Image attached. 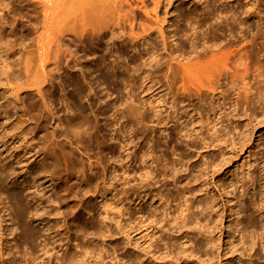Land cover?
Listing matches in <instances>:
<instances>
[{
  "label": "bare ground",
  "instance_id": "6f19581e",
  "mask_svg": "<svg viewBox=\"0 0 264 264\" xmlns=\"http://www.w3.org/2000/svg\"><path fill=\"white\" fill-rule=\"evenodd\" d=\"M208 1L206 10L196 6L177 16L182 22L176 30L182 50L185 53L188 48L194 54L187 59L182 54L176 55V49L167 52L172 40L170 32H160V42L156 33L150 31L151 27L140 22L143 19L158 24V9L163 8L164 3L168 6L171 0H10L0 7V63L6 68H11L15 62L9 61V56L13 58L22 49L24 61L30 60L32 43L28 35L32 29L38 33V67L43 79L35 77L31 86L35 87L34 92L41 100L43 116L50 127L60 131L65 126L74 128L73 140L65 136H61V142H54L56 138L51 140L53 146L59 144L60 155L55 159L65 166L67 175L78 174L77 179L116 177L117 168L122 169L125 179L123 198L127 208L122 214L125 223L116 225H120L125 233V251L112 239L118 234L116 229L104 220H97L87 207L82 208V215L92 225V232L86 235H92L96 242L92 239L95 244L91 248L82 242L72 246H84L82 252L92 253L94 264L263 262L264 156L258 158L256 165L258 189L254 186L256 179L252 169L255 160L253 166L246 169V174L221 185L232 218L227 231L229 249L220 254L219 247L217 256L213 257L210 250L216 247V232L223 217L214 210L213 200L206 196V182L197 186L198 173L209 166L198 163L192 169H184V160L177 147L171 151H157L156 146L140 147L135 142L137 135L132 128L133 123L146 128L155 118L160 135L177 133L186 140L188 149L205 150L221 143L217 149L221 160L210 157L216 168L225 165L227 146L223 139L237 130L240 114L250 112L253 119L256 118L254 114L264 115V0H236L235 8L224 6L219 0ZM5 8L6 11L1 13ZM30 14L38 16L33 23ZM165 15H168L167 11ZM226 36L236 42L227 43L225 50H216V42ZM140 42H143L141 49L136 52ZM155 79L171 100L168 108L172 111L166 118H162L152 97L148 104H144L143 99L139 103L136 101V95L140 96L144 91V84H153ZM42 84L45 88L40 87ZM150 89L149 86L146 91ZM178 99L187 103L180 115L174 116ZM195 115H219L222 125L219 129L206 128V136L197 132V126L192 131L187 130L181 120ZM100 120L104 122L102 127ZM170 123L180 125L170 127ZM103 130L108 134L103 135ZM125 137L127 139L120 141ZM235 139L234 144L242 148L241 138ZM175 141L178 138H174ZM84 142L94 143L99 156L95 163L87 158L88 174L73 171V156ZM198 142L201 147L197 146ZM262 146L264 148V143ZM49 151L55 155L54 148L50 147ZM169 155L177 157L175 162H170ZM186 157L185 164L188 165L190 155ZM48 163L47 159L32 163L28 178L19 182L16 174L2 168L4 160L0 157V194L5 193L12 208L18 210L17 224L26 214L31 215L32 222H45L47 202L38 194L35 177ZM158 165L160 173L155 170ZM187 170L188 175H180ZM170 179L174 184L172 189L167 186ZM246 180L250 183H245ZM19 189L29 193L31 201L35 202L33 211L25 212L26 197ZM252 192L260 199L249 198ZM57 202L60 204V198ZM241 213L246 214L245 221H238ZM79 216L74 214L78 219ZM44 225L46 236H52V226L49 222ZM239 225L243 229L240 244L244 246L249 240L248 250L256 248L253 256L248 254L246 260L243 259L246 249L239 251L231 242L235 233H240ZM8 228L10 235L17 230L13 226ZM73 233L81 234L79 221L74 223ZM39 237L34 230L22 229L23 241L14 246L15 253L20 255L14 253L18 256L15 258L12 254L11 264H23V261L25 264H48L51 256L57 264L80 263L67 246L50 254L47 242L39 245L42 246L39 257L31 258L33 250L21 255V243L34 244ZM218 242L220 244L221 240ZM26 256L29 259L26 260ZM222 257L225 258L223 261Z\"/></svg>",
  "mask_w": 264,
  "mask_h": 264
},
{
  "label": "rangeland",
  "instance_id": "374dc122",
  "mask_svg": "<svg viewBox=\"0 0 264 264\" xmlns=\"http://www.w3.org/2000/svg\"><path fill=\"white\" fill-rule=\"evenodd\" d=\"M9 2L10 0H0V7L5 6ZM219 2L224 6L228 5L233 6L234 8L236 7V0H219ZM208 4V0H171L168 6L164 3V7L158 9L160 19L158 24H152V21L150 23L143 19L140 22L150 26V31L156 33L160 42V32H170L172 40L169 41L167 52L169 53L171 49H176V55L182 54L183 58L187 59L194 54L188 48L185 49V53L182 50L179 40L180 38L176 35V30L182 25V22H180L177 16L180 12L188 11L196 6L199 10H206ZM5 11L6 8L3 9V12L1 13H4ZM166 11L168 13L167 16L165 15ZM36 16L37 15L30 14V17H33V20L30 18L32 23L35 21ZM193 31H190V33ZM138 33H140V31H138ZM28 36L32 43V52L28 62L24 61V50L22 49L20 53L13 55V58L12 56H9V61H15L11 66L12 69L6 68L5 65L0 63V157L4 160L2 168L12 174H16V178L19 182L28 178V172L32 163H37L38 161L46 159L49 161L45 170L39 172L35 178L37 179L36 184L38 188L37 191L39 192L38 194L43 196L44 200L47 202L46 209L48 210V214H46V220L44 221L49 222V225L52 226L54 236H46L44 231L45 222H32L30 220L31 215L26 214L21 219L20 224H17L15 215H17L18 210L12 208L11 202L6 198L5 193L0 194V264H11V255H14L16 252L14 246L18 241H23L21 238L22 229L27 228L37 232L40 237L34 244L21 243L22 245L19 248L21 255L33 250L34 254L31 258L39 257L41 255L40 249L42 248V246L40 247L39 245H43L47 242V249L50 250V254L52 255L54 254V251H58L61 246L63 248L67 246L71 251V255L80 259L79 264H94L93 254H84L82 252L84 246L78 248L72 246V244H79L82 242L91 248L96 242L92 235H86L87 233L92 232V225L88 219L82 215V208L87 207L97 220H104L107 225L116 229L118 234L112 237V239L114 242L119 243L120 248L125 251V233L120 225H116L118 222H121V224L125 223V216L123 217V215L125 214L124 212L127 208V203L123 198L125 186L124 175L122 169L117 168L118 171L116 177H109L108 175L107 177L98 176L77 179L78 174H76V176H68L65 171V166L55 159L60 153V148L59 144L53 146L51 140L56 138L57 140H54V142H61V136L73 140L75 138L73 131L74 128L65 126L60 131L59 129H53V126L50 127L47 124L45 117L43 116L44 109L41 105V100L34 92L35 87L31 86L35 77L40 78L42 76L38 67L40 56L37 47L38 33L35 29H32ZM229 42H236V39L229 36L221 37L216 42L215 49L225 50L226 45ZM142 43L143 42H140L136 46V52L141 49ZM210 44L211 42L208 43V45ZM5 57L6 55L4 58ZM42 79L43 78L41 77L39 80L42 81ZM149 86L151 89L146 91V88ZM40 87L45 88V85L42 84ZM144 87L143 93H141L140 96L136 95L138 96L136 97V101L139 103L140 99H143V103L148 104V100L152 97V100L158 106L160 112H162V118H166L167 114L172 111L168 108L171 100L165 95L166 92L160 88L158 80L155 79L153 84L145 83ZM142 89L143 85H141L140 90ZM57 94H59L58 90ZM162 94H164V97H162ZM113 97H115V95ZM186 103L187 102H182L180 99L176 101L174 116L180 115L182 108H184ZM194 104L196 105V102H194ZM57 107H59V105ZM227 108H229V105ZM254 116L256 117L255 119L252 118L250 112H247L245 115L240 114V118L236 123L238 126L237 130L232 131L223 139L226 141L225 145L227 146L224 151L227 156L225 165L216 168L211 164L210 157L214 156L219 161L221 160L220 152L217 151L218 146L221 143H215L205 150L198 149L195 151L193 148L188 149L185 142L186 140L180 138L181 135H178L177 133L172 135V133L169 132L168 134L160 135L155 118H152L153 123H149L146 128L143 125L132 124V128L135 129L137 135L135 137V142L138 146H156L157 151H164L166 149L171 151L174 147H177L181 151V158L184 160V169L189 167L192 169L193 165L198 163H204V165L206 164V166H209L206 170L198 173L200 174V177L197 186L201 187L202 184L206 182V186H204L206 196L213 200L215 204L214 210H218L219 214L223 217V220H221L218 225V232H216V247L210 250V254L213 257L217 256L219 247L221 248L220 254H223V252H226L227 249H229V245H226L228 243L227 231L230 229L229 222L232 218L229 217L228 199L226 195L223 194L221 185L228 180H234L242 173L246 174V169L251 168V165L253 166L255 160L256 164L252 169L254 170V178L256 179L254 186L256 185V188L258 189L257 180L259 178V172L256 165L258 158L264 156V148L262 146L264 143V115L261 116L257 113L254 114ZM220 121L219 115L209 117L195 115L194 118L181 120L187 130L192 131L197 126V132L204 136L207 135L206 128L208 127H216V129H219V126L222 125ZM103 123L104 122L100 120L101 127ZM174 124L176 125L175 127L180 125V123ZM174 124L170 123V127H173L172 125ZM225 124L226 123H224V125ZM177 131L178 130H176V132ZM102 134L106 135L108 132L103 130ZM238 137L241 138L244 144L242 148L234 144V141L235 143L237 141V139L234 140V138ZM174 138H178V141L173 142ZM125 139L127 138H120V141ZM197 146L201 147V142H198ZM50 147L55 149V155L49 151ZM82 148L79 152H75V155L73 156L75 158L73 171L76 173L86 171L88 174L87 158L91 159L92 163L97 162L99 158L97 155V147L94 143L84 142ZM198 152H200V154L202 153V155L199 156ZM186 155H190L188 165L185 164L188 160ZM169 158L170 162H175L177 157L173 158L169 155ZM218 160L216 162H219ZM106 165L108 166V162H105V166ZM155 170L157 173H160V165L155 166ZM46 172L48 175H46ZM188 172L189 170L182 171L180 175H188ZM50 175H52V177H50ZM245 183L249 184L250 182L249 180H246ZM167 186L169 189L174 187L171 179ZM19 191L24 197H26L24 200L26 206L25 212L33 211L35 208V202L31 201V197L28 196L29 193L25 192L23 189H19ZM219 194H221V196ZM59 198L61 200L60 204L57 202V199ZM249 198L253 200L256 198L260 199V197H256L253 192L250 194ZM222 206H225L224 214ZM58 207H60V209H58ZM245 213L239 215L238 221H245ZM74 214H78V216L81 215L78 219L74 217ZM257 214L258 213H255V215ZM77 221H79L81 227V234H79V236H76L73 233L74 223ZM10 226L11 228L13 226L14 229H17L12 235L9 233L8 227ZM239 230L240 233L236 232L231 242L237 246L239 251L246 249L243 257V259L246 260L248 259V254L253 256L256 248L251 251L248 250L247 246L250 244L249 240H247L244 246L240 244L239 241L242 238L243 230L241 225H239ZM80 238H82V240H80ZM220 240L221 243L219 244L218 241ZM262 254L264 256V251ZM17 255H14V257L18 258ZM27 259H29L28 256H26V260ZM224 259L225 258L222 257V261ZM252 260L254 259L252 258ZM23 264H25L24 261ZM28 264H32V262H29ZM48 264H57L53 259V256H51V260ZM207 264H211V262H208ZM212 264H217V260H214ZM233 264L237 263L234 262ZM261 264H264V259Z\"/></svg>",
  "mask_w": 264,
  "mask_h": 264
}]
</instances>
